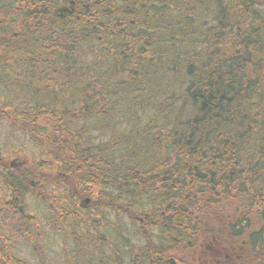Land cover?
<instances>
[{"label": "trees", "instance_id": "1", "mask_svg": "<svg viewBox=\"0 0 264 264\" xmlns=\"http://www.w3.org/2000/svg\"><path fill=\"white\" fill-rule=\"evenodd\" d=\"M0 88L44 118L80 264H264V0H0Z\"/></svg>", "mask_w": 264, "mask_h": 264}, {"label": "rangeland", "instance_id": "2", "mask_svg": "<svg viewBox=\"0 0 264 264\" xmlns=\"http://www.w3.org/2000/svg\"><path fill=\"white\" fill-rule=\"evenodd\" d=\"M13 96L14 93L7 92L9 100L7 107H18L19 111H25L22 108V98L18 96L12 99ZM7 99L0 91V264H65L67 262L80 264L88 258L90 260L92 256L96 261L97 255L84 251L82 245L87 240L80 233L81 231H78L79 223L76 227H72L71 235L61 233L60 223L69 226V223L62 219L61 214L66 213L70 216V211L65 210L67 206H62L68 203L72 190L70 185L66 186V191L62 188L39 189L41 181L51 180L46 170H53L56 166L51 161L47 167L45 162L48 157L44 143L40 141V138L46 134L42 129L44 118L33 117L31 124L24 122L22 117L15 116L13 107L4 108ZM37 125L40 126L36 127ZM37 128L41 130H36ZM98 140L97 136L95 139L93 137L94 143ZM64 158L72 157L66 152ZM11 161L15 162L13 166L10 165ZM10 172L31 173L30 179L38 185L22 195L23 212H15L11 207L15 201L14 196L10 194L5 180L3 181L4 175ZM75 190L77 189L74 188L73 191ZM40 191L43 192L42 196ZM83 195L81 200L79 199L81 207L92 206L89 197ZM43 200L45 203L42 202ZM57 208L61 209V214ZM113 219L114 217H110L111 221ZM97 221L102 227L103 221L101 219ZM74 242L77 246L72 249L70 246ZM111 246L113 248V244Z\"/></svg>", "mask_w": 264, "mask_h": 264}, {"label": "flooded vegetation", "instance_id": "3", "mask_svg": "<svg viewBox=\"0 0 264 264\" xmlns=\"http://www.w3.org/2000/svg\"><path fill=\"white\" fill-rule=\"evenodd\" d=\"M14 164H15V162H13V161L10 162V165H11V166H13Z\"/></svg>", "mask_w": 264, "mask_h": 264}]
</instances>
